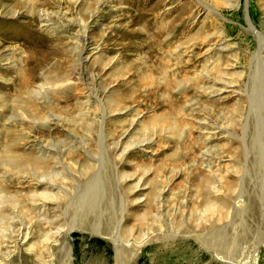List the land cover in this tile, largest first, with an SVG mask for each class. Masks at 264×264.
<instances>
[{"label":"rangeland","instance_id":"obj_1","mask_svg":"<svg viewBox=\"0 0 264 264\" xmlns=\"http://www.w3.org/2000/svg\"><path fill=\"white\" fill-rule=\"evenodd\" d=\"M0 264H264V0H0Z\"/></svg>","mask_w":264,"mask_h":264},{"label":"bare ground","instance_id":"obj_2","mask_svg":"<svg viewBox=\"0 0 264 264\" xmlns=\"http://www.w3.org/2000/svg\"><path fill=\"white\" fill-rule=\"evenodd\" d=\"M257 36H258V40L261 42V41H262V37H261L259 34H258ZM38 48L40 49V51H42V50L45 48V46L41 44ZM39 49H38V51H39ZM57 81H58V80H57ZM210 205L213 207V209H216V208H214V204H210ZM221 209H222V208H221ZM216 210H218V208H217ZM216 210H215V211H216ZM210 212H212V211H210ZM213 212H214V211H213ZM213 212H212V213H213ZM220 212H221V211H220ZM222 212H223V210H222ZM222 212H221V213H222ZM219 214H220V213H219ZM220 215H221V214H220ZM222 215H223V214H222Z\"/></svg>","mask_w":264,"mask_h":264}]
</instances>
